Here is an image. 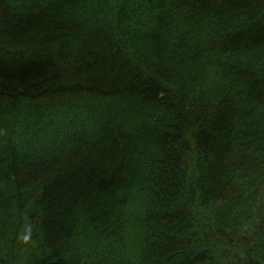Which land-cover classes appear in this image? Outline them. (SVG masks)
<instances>
[{"label":"trees","instance_id":"16d2710c","mask_svg":"<svg viewBox=\"0 0 264 264\" xmlns=\"http://www.w3.org/2000/svg\"><path fill=\"white\" fill-rule=\"evenodd\" d=\"M6 71L0 264H264V0H0Z\"/></svg>","mask_w":264,"mask_h":264},{"label":"bare ground","instance_id":"6f19581e","mask_svg":"<svg viewBox=\"0 0 264 264\" xmlns=\"http://www.w3.org/2000/svg\"><path fill=\"white\" fill-rule=\"evenodd\" d=\"M188 17H190L191 19H194L195 16L197 15L195 12L193 13H188ZM17 64L16 61H12L11 65ZM24 67V66H23ZM33 71L27 72L29 75L27 77L28 80H30L31 82L35 83V87H43L42 83L38 82L37 79V74L35 72H37L38 68L34 67ZM12 73H17V70H9ZM1 77H5L3 75H0ZM19 76H26L25 74H21ZM3 89L7 90V91H13L16 90V87L10 84H1L0 85V91H2ZM26 89V88H25ZM46 92L49 90H45ZM26 92L21 91V93ZM28 93H30V91L28 90ZM58 100L57 103L59 105H67V102H61L60 101V96H55ZM85 101V99L83 100ZM43 119H45V114L43 115ZM76 220V219H75ZM81 222V220L78 219V221L76 220L73 223L74 227H77V229L79 228V223ZM83 222V221H82ZM72 232H74V229L72 227ZM12 251L10 250L8 257H7V264H11V259L14 256V260L16 264H25L26 259L31 258V256L37 257L39 258V253L36 252L37 250H35V248H32L31 243L29 241V239H23V238H17L15 241V245L13 244L11 246ZM10 248V249H11Z\"/></svg>","mask_w":264,"mask_h":264},{"label":"rangeland","instance_id":"374dc122","mask_svg":"<svg viewBox=\"0 0 264 264\" xmlns=\"http://www.w3.org/2000/svg\"><path fill=\"white\" fill-rule=\"evenodd\" d=\"M5 62L8 63L6 60H5ZM0 75H3V76H5V77H7V78L12 77L11 74H9L7 71L4 72L3 74L0 73ZM25 75H26V76H19V74H18V75L13 76L12 79L19 80V81H21V82H23V83H27V84L29 83V84H33V85H35V83H33V82H31L30 80L27 79V77H28L29 74H25ZM38 82H40V81L38 80ZM41 82H42V81H41ZM3 84L6 85V83H3Z\"/></svg>","mask_w":264,"mask_h":264}]
</instances>
